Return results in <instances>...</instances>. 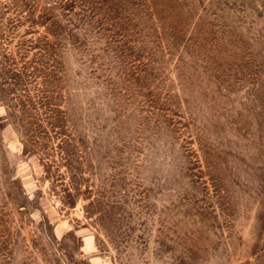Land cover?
Here are the masks:
<instances>
[{"label": "rangeland", "instance_id": "rangeland-1", "mask_svg": "<svg viewBox=\"0 0 264 264\" xmlns=\"http://www.w3.org/2000/svg\"><path fill=\"white\" fill-rule=\"evenodd\" d=\"M0 264H264V0H0Z\"/></svg>", "mask_w": 264, "mask_h": 264}]
</instances>
